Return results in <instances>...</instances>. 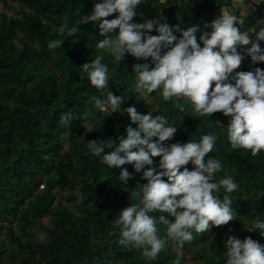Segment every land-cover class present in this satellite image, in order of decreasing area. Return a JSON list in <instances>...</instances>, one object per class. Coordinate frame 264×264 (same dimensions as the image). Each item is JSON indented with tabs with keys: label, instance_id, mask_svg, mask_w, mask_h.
<instances>
[{
	"label": "trees",
	"instance_id": "obj_1",
	"mask_svg": "<svg viewBox=\"0 0 264 264\" xmlns=\"http://www.w3.org/2000/svg\"><path fill=\"white\" fill-rule=\"evenodd\" d=\"M1 1L16 13L0 11V264H186L173 246L175 240H168L153 261H147L141 250L118 243L121 233L116 221L124 209L138 203L135 193L146 181L132 164L122 168L133 178L120 181L121 169L101 163L87 147L90 140H116L126 137L129 125L137 127L126 112L110 114L96 104L97 99L106 100L109 91L124 97L122 109L134 106L140 114L152 111L153 116L162 115L169 126L177 127L174 139L166 142L169 145L199 142L203 135L216 137L205 161L215 158L222 164L214 182L231 176L238 184L232 193L223 188L215 193L221 200L230 196L234 220L204 233L193 231V239L183 245L197 246V264H225L229 235L241 240L251 237L264 245L261 230L248 231L257 220L264 222V151L254 157L251 151L233 149L226 128L228 117L222 113L196 115L188 101H165L159 90L136 93L133 65L150 62V58L141 61L127 54L116 63L106 49L97 48L104 38L98 24H81L74 35L54 31L64 23L65 15L69 27L76 26L81 17L92 14L99 0ZM233 1L141 0L133 22L159 19L178 26L181 31L174 30L178 38L183 30L197 25L210 32L205 23L218 18ZM263 15L264 0L251 9L243 25L235 26L246 32ZM114 18L116 14L108 17ZM200 34H196L197 41L203 47ZM55 39L63 44L51 50L48 43ZM259 43L264 49V41ZM52 52L55 55L49 59ZM97 56L108 67L109 85L103 92L90 85L81 69ZM256 67L264 69V62L253 64L246 56L235 71ZM64 112L73 114L69 127L60 123ZM85 119L93 125L90 130L81 126ZM153 160L158 169L160 157ZM58 191L63 192L61 198ZM149 215L156 220L160 237L166 238L167 225L159 218L174 222V217L159 211ZM44 216L50 217V224L42 220ZM240 225L243 231L237 228Z\"/></svg>",
	"mask_w": 264,
	"mask_h": 264
},
{
	"label": "clouds",
	"instance_id": "obj_2",
	"mask_svg": "<svg viewBox=\"0 0 264 264\" xmlns=\"http://www.w3.org/2000/svg\"><path fill=\"white\" fill-rule=\"evenodd\" d=\"M260 2L254 0L255 4ZM140 4L141 0H99L92 14L81 17L76 26L69 27L65 15L64 23L54 31L59 35L66 31L74 35L81 24H98L99 34L104 38L98 41L97 48L106 49L116 63L127 54L141 61L150 58V62L133 65L136 93L148 95L159 90L165 101L173 98L188 101L196 115L211 117L222 113L229 117L226 128L233 149L251 151L254 157L264 151V69L235 71L246 56L251 57L253 64L264 62V49L259 43L264 41V27L251 34L241 32L235 25L242 24L243 19L224 11L210 24L205 23L210 32L201 31L197 25L183 30L178 38L174 30L181 29L159 19L133 22ZM113 14L116 18L108 19ZM117 29L118 34H113ZM152 31L159 35H150ZM198 32L203 47L197 41ZM62 44V40L55 39L48 43V48L54 50ZM102 60V56H97L81 66L90 85L98 92L109 85L108 67ZM123 103L124 97L110 91L106 100H96L110 114L126 112L137 127L129 125L126 137L87 142L91 154L100 157L101 163L121 169L120 181L127 183L133 178L122 168L126 164H132L136 173L142 172L141 179L146 181L135 193L138 203L124 209L116 221L121 233L118 243L141 250L147 261H153L168 240L183 244L193 239V231L200 234L233 221L232 199L225 195L221 200L215 193L221 188L232 193L238 184L231 176L214 182L216 174L222 171V164L215 158L205 161L216 137L203 135L199 142L189 140L169 145L166 142L174 139L177 127L169 126L162 115L153 116L152 111L140 114L134 106L122 109ZM178 107L180 111L185 110L183 104ZM73 119L71 112H64L60 123L69 127ZM81 126L90 130L93 125L85 119ZM155 157H160L158 169L153 167ZM189 164L193 166L191 170L187 167ZM154 211L174 217V222L164 216L159 218L160 223L167 225L166 238L160 237L157 222L149 215ZM257 229L264 236V222L257 220L248 231ZM225 249V264H264V245L251 237L241 240L229 235Z\"/></svg>",
	"mask_w": 264,
	"mask_h": 264
},
{
	"label": "rangeland",
	"instance_id": "obj_3",
	"mask_svg": "<svg viewBox=\"0 0 264 264\" xmlns=\"http://www.w3.org/2000/svg\"><path fill=\"white\" fill-rule=\"evenodd\" d=\"M260 4H261V2L259 4H255L254 0H234L230 6L223 8L222 12L227 11L230 14H233V15H236L237 17H240L241 19H243V23L240 25H243L245 17L250 13L251 9H254L257 6H260ZM2 10H6L9 14L16 13V11L14 9L6 8L4 3L0 0V11H2ZM261 27H264V15L256 22V24L252 28H250L246 32H249L251 34L254 30L258 31L259 28H261ZM253 38H254V34H253ZM53 55H55V52H52V55L49 59H53ZM102 110H105V109H102ZM228 121H229V117H228ZM187 166L189 168L193 167L191 164H189ZM62 194H63V192L58 191V197L59 198H61ZM254 206H256L255 200L253 202V207ZM42 220L46 224H50V217L49 216H44L42 218ZM241 225H240V227H237L239 229V231H243V229H245V227L241 226ZM1 235H2V233H0V236ZM215 238H217V237H214V239ZM173 246L175 247V250L184 257L186 264H197V259L195 258L197 246L184 247L183 244H180L177 241H174ZM198 246H201V244H199Z\"/></svg>",
	"mask_w": 264,
	"mask_h": 264
}]
</instances>
